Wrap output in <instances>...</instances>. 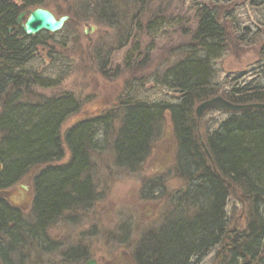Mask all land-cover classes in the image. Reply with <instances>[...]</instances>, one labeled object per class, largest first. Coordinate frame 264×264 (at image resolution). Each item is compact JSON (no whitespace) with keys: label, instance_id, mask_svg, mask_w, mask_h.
Masks as SVG:
<instances>
[{"label":"trees","instance_id":"trees-1","mask_svg":"<svg viewBox=\"0 0 264 264\" xmlns=\"http://www.w3.org/2000/svg\"><path fill=\"white\" fill-rule=\"evenodd\" d=\"M21 2L40 6L39 0ZM140 2L142 0H87L82 12L89 14L87 17L92 15L99 24L106 23L105 19L110 16V22L124 28L127 18L124 12L131 7L140 10ZM251 5L264 6V0H251ZM18 7L16 3L0 0V192L20 181L29 171L37 169V173L32 179L30 221H25L21 210L0 197V264H27V251L34 245L49 249L42 243L55 222L65 213L90 206L94 198L88 174L90 151L95 149L98 128L107 124V120L100 118L83 120L62 137L61 125L78 109L71 94L41 97L35 103L24 102V94L30 88L49 89L57 82L24 69L41 54L40 48L47 49V58L51 56L44 42L46 33L26 37L15 27L21 12ZM195 19L194 34L182 47V58L159 78L162 86L178 94L177 102L147 104L128 99L120 103V126L113 142L115 165L128 170L141 166L149 153L156 126L168 113L177 144L175 168L185 177V195L190 197H186L183 217L146 234L132 257L134 264L201 261L226 234V207L232 193H237L246 207L249 222L245 238L249 246L243 252L237 251L239 254L229 255L223 264L256 262L258 256L251 250L252 242L258 240L263 245L264 110L226 113L217 128L203 139L211 160L203 153L192 114L195 105L218 93L238 105L264 104V82L251 81L229 90H221L214 84L213 62L227 52L226 34L212 7L199 6ZM127 21L129 24V18ZM165 23L163 18L155 17L144 29L155 34ZM249 30L244 28L243 32L250 34ZM238 37L240 44H251L244 36ZM147 58L145 55L142 64ZM256 69V76L260 74L257 78H264V61ZM64 149L69 152L68 160L54 165L63 159ZM85 257L84 252L73 255L69 262L76 263L87 259Z\"/></svg>","mask_w":264,"mask_h":264},{"label":"rangeland","instance_id":"rangeland-1","mask_svg":"<svg viewBox=\"0 0 264 264\" xmlns=\"http://www.w3.org/2000/svg\"><path fill=\"white\" fill-rule=\"evenodd\" d=\"M39 1L40 6L22 2L17 6L21 12L41 7L56 18L67 16L69 20L60 32L46 33L44 42L51 58L46 57L47 49L40 48L41 54L24 67L31 74H42L41 77L57 85L49 89L30 88L24 92V102L35 103L41 97L71 94L78 109L61 125L62 137L83 120L100 118L107 120V124L98 128L95 149L90 151L88 174L94 188L93 202L87 209L72 210L55 222L42 243L49 249L34 245L27 251V264H82L83 259L69 262L68 254L78 249L99 264H134L132 257L140 240L147 232H155L162 224L183 217L189 195H185V177L175 168L177 144L168 113L156 126L149 153L141 166L128 170L115 165L113 142L120 126V103L128 99L147 104L177 102L178 94L162 86L159 78L182 58L181 49L194 34L195 13L201 5L216 9L227 38V52L213 62V83L221 90L251 81L262 84L264 78H257L260 74L256 76V68L264 61V6L251 5V0H142L140 10L131 7L124 12L130 23L126 18L123 28L121 24L110 22V16L105 19L106 23L100 24L92 15L87 17L89 14L82 12L87 0ZM155 17L163 18L165 25L155 34L146 32V24ZM244 28L250 29V34H245ZM184 30L187 33H183ZM241 35L251 44H240L237 39ZM127 38L132 39L127 41ZM145 55L148 58L142 64ZM225 116L223 112L212 110L197 120L193 110L192 122L201 143ZM64 153L63 159L54 165L66 163L69 152L64 149ZM36 173L37 169L29 171L20 181L0 192V197L22 211L25 221L32 218V179ZM245 208L237 193L229 196L224 240L233 226L238 234L246 235L249 220ZM228 256L227 251L218 249L193 263L223 264ZM260 258L259 264H264V239Z\"/></svg>","mask_w":264,"mask_h":264},{"label":"water","instance_id":"water-1","mask_svg":"<svg viewBox=\"0 0 264 264\" xmlns=\"http://www.w3.org/2000/svg\"><path fill=\"white\" fill-rule=\"evenodd\" d=\"M2 1H14L19 2L20 0H2ZM69 18L62 16L56 18L50 11L44 8H35L32 11L20 12L15 20V26L19 27L26 37H34L42 32L48 34H56L60 32ZM93 31V28H90ZM9 32L11 29L8 30ZM248 109H259L264 110V104H245L238 105L231 103L221 96H214L202 103H200L194 109L196 119L199 120L201 116L208 111H217L225 113H242ZM201 147L207 159L211 160L207 148L203 143ZM230 187V185H228ZM84 264H95L93 260H90Z\"/></svg>","mask_w":264,"mask_h":264},{"label":"flooded vegetation","instance_id":"flooded-vegetation-1","mask_svg":"<svg viewBox=\"0 0 264 264\" xmlns=\"http://www.w3.org/2000/svg\"><path fill=\"white\" fill-rule=\"evenodd\" d=\"M9 2H11V1H9ZM12 3L14 4V2H12ZM16 28H19V27H16ZM183 196H184V194H183ZM164 224H162L161 226H163ZM152 232L153 231H150V233H152ZM147 234H148V232H147ZM248 242L245 238V234L244 233L238 234V232H236L235 226H233L232 229L228 232L226 240L221 238L219 244L213 248V251L217 252L219 249V250H222L223 252L227 251V254H229V255L234 254L235 252H236V254H239V253H237V251L243 252L249 246ZM141 243H142V240H140V243L138 244L136 250L138 249V247L140 246ZM251 250H255L254 253L256 254V256H258V259L256 260V262H253V263L247 262V263H243V264H258V263L262 262V259L260 258L261 252L263 250L262 242H259L258 240H254V242H252ZM79 252H80V254H79ZM83 252L85 253V256H86V252L82 249H78V251H74L73 253L69 254V256L70 257H72L73 255L79 256V255H82ZM135 252L133 253V255L135 254ZM85 258H87V256ZM83 260H84V262L82 264H84L90 260H93L95 262V264H99L97 262V260H95V259H88L87 258V259H83Z\"/></svg>","mask_w":264,"mask_h":264}]
</instances>
